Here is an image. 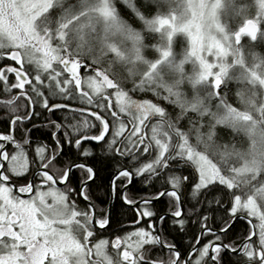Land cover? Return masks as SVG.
<instances>
[{"label":"snow or ice","instance_id":"1","mask_svg":"<svg viewBox=\"0 0 264 264\" xmlns=\"http://www.w3.org/2000/svg\"><path fill=\"white\" fill-rule=\"evenodd\" d=\"M0 109V264H221L241 218L264 264V0H0ZM189 203L178 246L160 225Z\"/></svg>","mask_w":264,"mask_h":264},{"label":"trees","instance_id":"2","mask_svg":"<svg viewBox=\"0 0 264 264\" xmlns=\"http://www.w3.org/2000/svg\"><path fill=\"white\" fill-rule=\"evenodd\" d=\"M148 35V34H146ZM250 42V38L248 37H243L242 43H247ZM157 99L156 97H154ZM158 100V99H157ZM8 112L6 110L0 109V134H7L8 132H12L13 134H16L18 136L17 140L19 141L21 139L20 132H13V130L8 126L7 120H8ZM53 120L56 119L55 116L51 117ZM21 131H26L25 129H21ZM41 131L44 133V135H41L40 138L42 139H48V129H41ZM39 138V139H40ZM138 187L149 189L148 191H143L138 194L136 193H129V195H139V196H152L155 195V190L150 189V186L148 184H143V185H137ZM103 189L100 190V194H103ZM189 199H191L190 194H189ZM98 206L105 209L106 211L108 210V203L99 205ZM188 213L187 215L191 217V219H186V230L181 232L177 230L178 226H175L172 224L170 219H166V221L160 225V230L162 236L173 242L176 243L178 246L184 245L188 246L191 244L195 243L194 240V233L196 236H199V229L198 226L192 225L189 227L188 225L191 223V221L195 220V216L192 215L191 208L192 205L189 203L186 206ZM156 211L158 214L168 212L171 213L174 209H171L168 206V200L166 198L161 197L160 201L155 204V207L153 209ZM111 214L113 218L119 222H121L123 225L127 226L131 223L129 217L131 213L129 212V209L127 207H121L120 206V201L118 199V194L115 195V198L112 203V209H111ZM168 216V215H165ZM254 219V218H253ZM255 220V219H254ZM222 222V213H217L215 215V223L219 224ZM257 223V221L255 220ZM252 230V227L246 219L241 218L240 220L236 221L233 224V227L229 230L228 234L226 237H224V241L229 244H234L236 247L239 246V244L246 238V236L250 233ZM254 237L253 239H255ZM207 238H203L201 241V244L206 243ZM243 249L241 250L240 253L233 254L230 252L224 253L222 252V261L221 264H241V262L245 259L243 256Z\"/></svg>","mask_w":264,"mask_h":264},{"label":"rangeland","instance_id":"3","mask_svg":"<svg viewBox=\"0 0 264 264\" xmlns=\"http://www.w3.org/2000/svg\"><path fill=\"white\" fill-rule=\"evenodd\" d=\"M137 30L138 31H142V34H143V30L141 28H137ZM242 40H243V38H242ZM144 43L147 44V45H150V47L147 49V51H148V58H154V57H156V56L159 55V53L156 52L155 47H152V46H155V45H157L159 43V34L150 33L148 35H145ZM186 46H187V39H186V37H184L183 35H180V36L174 38V43H173V49H174V51H177V52H181L182 53L183 50H184V48ZM186 70L189 71V72H191L192 65L191 64L186 65ZM141 95H144V94H141ZM144 98H146V99H152L153 102H160L159 100L155 99L154 96H152L151 93H149L146 96H144ZM257 224H258V221H257ZM257 229H258V227H257ZM258 231H259V229H258Z\"/></svg>","mask_w":264,"mask_h":264},{"label":"water","instance_id":"4","mask_svg":"<svg viewBox=\"0 0 264 264\" xmlns=\"http://www.w3.org/2000/svg\"><path fill=\"white\" fill-rule=\"evenodd\" d=\"M113 198H114V196L110 199V202H109V205H108V210L110 209H112V203H113ZM184 210V208L182 207V211ZM161 214H163V215H168V216H170V213H168V212H164V213H161ZM250 220H252V223H250V225H251V227H252V230H253V227H254V225H256V223H255V221L252 219V218H249ZM249 219H246L247 221H249ZM236 221H234L233 222V224L235 223ZM255 231H257L258 232V230H257V227L255 228ZM254 238V237H253ZM245 240V239H244ZM243 240V241H244ZM202 241V240H201ZM241 244V243H240ZM240 244H239V246L237 247V249H238V251L237 252H235V253H233V252H231V251H229L230 253H233V254H237V253H240L241 252V250H242V248H240Z\"/></svg>","mask_w":264,"mask_h":264},{"label":"flooded vegetation","instance_id":"5","mask_svg":"<svg viewBox=\"0 0 264 264\" xmlns=\"http://www.w3.org/2000/svg\"><path fill=\"white\" fill-rule=\"evenodd\" d=\"M15 135V138L17 139L18 138V136L16 135V134H14ZM29 139H33L32 137H31V135H29V137H28ZM40 142L41 143H48L49 142V140L48 139H42V138H40ZM36 145L35 144H33L32 145V147L34 148ZM29 159H30V161H31V154L29 155ZM23 181H22V178H21V180H20V183H22ZM114 198H115V195H114ZM114 198H113V200H114ZM109 202H110V200H109ZM108 205H109V203H108ZM82 206V205H81ZM257 224V223H256Z\"/></svg>","mask_w":264,"mask_h":264}]
</instances>
